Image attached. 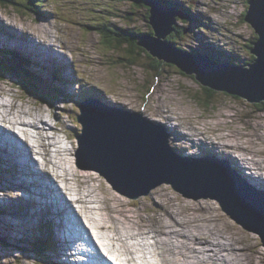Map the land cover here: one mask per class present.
<instances>
[{
	"label": "rangeland",
	"instance_id": "obj_1",
	"mask_svg": "<svg viewBox=\"0 0 264 264\" xmlns=\"http://www.w3.org/2000/svg\"><path fill=\"white\" fill-rule=\"evenodd\" d=\"M172 1L181 3L183 6H186L187 3L190 2L193 5L190 10L191 15H197L199 18V22H197V20L191 21L189 17H186L189 20H186L188 23L184 22L182 19L176 21L178 28L185 26L190 27L191 30L180 38L181 44L187 45L190 48H196L198 53H203V50L207 52V42L213 40L212 38L215 37L214 41L222 45L225 50H227V48L230 49L229 51L238 60L248 59L246 46H248L250 40L253 41L256 33L248 23L239 21L243 14H245L244 16L246 18L248 12L247 0ZM92 4L96 6L92 7ZM14 7L15 6L9 5H3V7H1L0 5V16L8 18L16 27L17 25L25 27L28 31L30 29L42 36H46L47 33L53 35L52 30L54 29L53 31L57 33L58 37L73 51L81 69L89 75V79H80L77 76H70V78L64 77V80L67 81L63 86L65 92H76L82 94V96H87L94 93L106 95L108 91L109 95H113L112 99L114 102L120 104L121 107L130 109L133 112H141L142 115L150 120L159 121V119H166L169 115H177L185 122L195 125L198 131L208 130L209 137L214 138L215 141H221V144L224 141L230 143H227V145L234 144L236 149L238 148L243 153H246L248 158L254 159L253 163H251L256 166V169L260 170L257 162L264 168V105L256 106L253 101H249L243 96L233 95L220 89L212 90V94L206 100L209 102L204 105V98L206 96L205 90L198 88V82L195 78L184 74L179 66L167 65V63H165L161 72L157 73L151 69L141 67L138 63H130L128 62V58L124 55L125 51L122 48H113L105 45L101 41L100 35L96 32L95 28L85 27L87 24L93 25L98 23L101 25H103V23H108L120 26L121 22H123L120 18L127 17L131 22V27L137 28L141 32H147L149 30L147 21L141 20L139 17V12L142 11V8H139V11H133L129 0H32L29 7L30 13H25ZM88 9H93V11H89ZM38 11H43L46 14L43 20H41L42 18L39 14H36ZM50 11L54 14V17L50 14ZM57 11L59 14H57ZM2 22H5L3 18ZM201 24H206L204 33L197 30L199 29L198 26ZM212 26H214L215 29H213ZM22 27L17 28L21 29ZM216 28L221 31V34H219ZM43 29L49 32L42 33ZM200 30L202 29L200 28ZM154 37L158 36L154 35ZM51 39H53V37H51ZM162 39L163 38L160 37V40ZM34 51V56L36 57V50ZM138 52L140 53L139 50ZM120 54L122 56H120ZM28 55H30L31 58L34 57L30 53H28ZM212 55L215 54L212 53ZM24 56L26 55L24 54ZM4 59L6 60L5 57ZM61 59L62 58H60V60ZM138 62L146 65V61L143 58L138 59ZM44 63L46 64L47 62ZM30 65H28L27 68L35 72L34 74L39 76L44 83H53L57 86L52 80L50 70L46 73L42 71V69L34 68L38 70L36 71L31 69ZM43 74H47V76L45 77ZM6 76L0 74V91L6 93L0 96V101H12L15 107L17 106L16 108L22 111L23 116L21 119L24 118L23 120H25L28 125L30 122L27 120L33 121L35 118L39 120L40 118L38 117L47 121L50 127L47 128L48 130L45 131L44 134H52L50 135L51 138L47 139V141L53 142V145L50 147V162L48 166L54 164V168H58V171H61L62 168H66L69 178L72 173L76 172L75 176H78L81 185H84L82 187L84 193H87V189L94 192L92 197L89 195L90 198L88 201H90V204H86L87 208L83 207L95 215L94 217L100 219L105 213L101 208L105 206L102 200L103 198L105 201H109L110 204L113 205L112 207L115 211H117L112 212V214H118L120 220H124L125 217H128L129 221L132 222L128 224V226H132V228H134V221L140 222L142 229L149 227L154 228L156 226L155 220L157 216L161 215L168 217L170 212L178 215V218L185 217L186 215L194 217L197 220L210 218V224L216 227V229L223 228V231L226 230L228 233L232 231L234 233L233 236H228L230 239L244 238V243L250 246L255 245L258 249L256 255L259 261L257 260V262L259 264H264V245L256 233L248 230V228L252 229L253 227H244L241 225L244 224L242 221L241 224L234 221V219L222 210L213 195L201 192L203 189L192 191L187 188L189 185H185L183 189H185L187 193H182L174 189L171 183L162 182L160 185L150 189L148 193L140 194L133 198L129 193L124 194L118 192L114 188L112 189V186L110 184V186L108 185L104 177L99 174L98 171L87 168L88 164H77L75 156L77 139L75 138V134L80 132V125L75 118L76 112L79 111L77 102L71 99L66 100L64 98L65 95L63 97L61 96L57 103L47 99L43 101L39 99L35 100L37 99L35 96L39 97L38 90L33 92L30 91L31 94L28 91L30 88H27L23 83H18V81L21 82L19 78H17V80L9 79L10 76ZM83 86L88 89H83ZM24 90L30 95L26 94ZM33 94L35 96H32ZM28 108L29 116L25 115L23 112ZM30 108H35L34 113ZM88 108L90 107H86L84 110H86V112L91 111ZM19 109L15 113L17 116H20L18 112ZM37 109L38 111H36ZM45 110L50 112H46ZM38 112L40 114H38ZM46 114H51L52 118L49 117L47 120ZM162 116H164V118ZM57 117L62 120V124L58 123ZM168 120L173 121L174 119ZM37 124L43 126L42 123ZM57 128L59 132L52 133V131H56ZM21 129L24 130L26 128L22 127ZM185 137L189 138L188 136ZM193 137L197 139L199 136ZM27 139L31 146L36 147L40 135L36 137L35 134L30 138L27 137ZM169 142L173 149L174 144L172 140L170 139ZM181 145L184 149L192 150L195 144L191 143L187 144V146L181 143ZM200 145L203 147V150L215 151L214 145L212 148H209L205 143H201ZM33 149L36 150L35 148ZM203 150L200 152H203ZM219 150H217V154L224 155L223 152L230 153V150L221 151L220 148ZM222 155L217 156V158H225ZM19 160L21 162H18ZM140 161L142 164H147L146 157L140 158ZM171 161L173 163L175 162L173 159ZM39 162L40 165L44 164L45 159L43 156H41ZM232 162L236 164L238 168L240 167L239 161L232 158ZM164 163L166 169L165 173H167V171L171 170L169 168L170 163L165 161ZM176 165L182 167L179 163ZM16 167L20 171L24 170L25 166H23L22 159L12 157L8 153L0 155V204L3 205L6 213L13 214L16 213L14 209L18 211L24 208L27 202V200L24 199V191L20 193L21 198H18L14 190V176L10 174ZM186 169H188L187 165ZM243 169L247 174L251 175V169ZM69 171H71V173H69ZM170 173L172 177L175 175L172 170ZM239 177H241V175H239ZM17 178L22 180L23 177L17 174ZM182 178L187 177L182 176ZM259 183L263 184L264 181L260 180ZM249 185L253 186L252 183ZM70 186V191L74 193L77 187L74 184ZM183 198L185 199L183 200ZM6 202L7 204H5ZM155 203L163 204L165 207L170 208L180 205L179 207L182 209L180 211L178 209L172 211L166 208L165 213H161L163 211L157 208ZM243 203L247 205L246 201ZM105 207L107 208L105 211L110 212L107 203ZM1 221L3 224L6 223V221ZM11 228L17 227L12 224ZM37 233L40 235L42 230H39ZM5 238H10L9 234H7ZM242 245V243H237V246ZM1 251L2 248H0V252ZM146 251L148 257L152 259L150 253H148L149 249H146ZM1 257L0 253V264H14L17 261ZM49 257H52L48 259L49 263L52 264L54 260L53 254H51V256L48 255V258ZM27 258L28 260H26ZM26 259H19L18 261L21 263L15 264H32L35 258L31 255H27Z\"/></svg>",
	"mask_w": 264,
	"mask_h": 264
},
{
	"label": "bare ground",
	"instance_id": "obj_2",
	"mask_svg": "<svg viewBox=\"0 0 264 264\" xmlns=\"http://www.w3.org/2000/svg\"><path fill=\"white\" fill-rule=\"evenodd\" d=\"M177 9L181 10L180 7ZM174 16L176 21L178 14ZM14 25L13 23L7 25L5 22H2L0 16V55L4 56L6 60L7 49L5 47H15L33 56L35 55L34 50H36V55H40V59H38L39 61L36 60L31 63L33 68L41 69L43 67H49L50 64L44 63L46 62L43 61L44 57H51V61H56L58 64L61 63L64 57L58 51L54 50L52 43L45 44V41L33 43L32 35L27 28L22 27L20 29ZM45 32H47V30L43 29L42 33ZM35 58L34 56V59ZM60 58L62 59L60 60ZM18 61L17 58L13 60V62ZM62 67L65 68L66 65L62 64ZM61 85L62 83H59V86ZM4 94H6L4 91H0V96ZM65 96L74 100L72 92H67ZM16 107L10 100L9 102L0 101V155L8 153L12 157H20L23 159V166H25L24 171L33 175L38 180L31 186H40L43 195L46 196L45 199H47V202L42 196L34 197L30 200L27 208H21L19 211L14 209L16 213L19 212L18 216L21 217L22 220L21 224L17 225L20 228L16 225L17 228H11L12 220L14 221V214L6 213L2 204H0V218L6 221L10 229L16 230V232H22L21 238L25 240H21V242H26L31 239V237L26 239L27 236L25 233L27 230H33L35 228V220L40 223L42 230L47 218L50 220L54 219L55 221L58 220L61 230H55L54 232L60 235L62 241L55 249H52L53 251L49 254L50 256L51 254L54 256L52 264H113V262L109 260L110 257H107V255L113 257L112 259L116 264H153L145 257L146 249H149L155 255L158 264H259L257 262L258 256L256 255L258 249L255 245L250 246L244 243V238L230 239L228 236H233L234 233L232 231L231 233H228L226 230L223 231V228L216 229V227L210 224V218L197 220L187 215L178 218V215L170 212L168 217L158 215L156 219L155 216L156 226L154 228L149 227L142 229L141 223L135 221L133 222L134 228H132V226H128V224L132 223L129 221L128 217H125L124 220H120L118 214H112V212H117L112 207L113 205L102 198L105 206L107 203V206L110 208V212L105 211L107 209L105 206L101 207L105 213L100 219H97L94 217L95 215L83 208H87L86 204L90 202L88 199L92 197L94 192L87 189V193H84L82 190L84 185H81L79 177L75 176L76 172L72 173L69 178L66 168H60L61 171H58V168H54V164L51 168L48 166L50 162V147L53 145V142L47 141V139L51 138L50 135L52 134L44 133L48 130L47 128H49L50 125L41 117H38L40 118L39 120H36V118L33 121L27 120L30 124H26V121L23 120L24 118L21 119L23 116L22 111ZM18 109L20 116L15 114ZM34 109L35 108H30L33 113ZM36 111H38V109ZM45 111L50 112L47 110ZM83 111L85 112L84 109ZM23 112L25 115L29 116V108ZM38 114L40 113L38 112ZM46 115L47 120L52 116L51 114ZM166 119L173 120L175 118L169 115ZM37 123H42L43 126ZM22 127L26 129L23 130L21 129ZM31 128L35 131H30ZM16 129H18V131ZM57 132H59L58 128L56 131H52V133ZM35 134L36 137L40 135V139L37 140L38 144H36V147H33L29 144L27 137L30 138ZM181 140L182 144L185 145L194 143L191 142L190 137L187 138L184 135ZM214 141L215 140H211L212 146L209 148H212L214 145L216 152H213H215L214 158L216 160H220L217 156L222 155L217 154V150L220 148L221 151L230 150V153L223 152L224 155L222 156L225 158L231 156L236 161H239L240 168L249 165V162L253 163L254 159L250 157L249 159L246 153H243L238 148L236 149L234 144L227 145L228 142L225 141L222 142V144L220 143L221 141H215L216 143ZM194 144L192 150L184 149L183 147L182 149L192 154H197L199 151L203 150L200 144ZM33 148L39 149V151H37L38 154H42L45 159L42 167H34L36 162L32 158V153L34 152ZM139 157L143 158L145 155L141 154L135 158ZM173 160L176 163H181V161L176 159ZM257 164H259L260 170L257 169V175H254V177L256 181L259 182L263 180L264 175L262 173L264 172V168L261 167L259 162H257ZM17 169L16 167L15 170ZM187 172V180H185V178L177 180L180 186L184 187L185 185H189L187 188L192 191H198L197 189L208 191L209 189L217 193L224 200L226 207L244 223L239 224L244 227H253L259 233L260 231H264V203L257 200L259 198H256L250 191L246 190L244 187H240L244 190L243 192L246 191L249 194L250 197H248L244 195L243 192L241 193L238 188L234 190L228 183L221 182L220 175L216 171L212 172L209 176L200 175L198 177L197 168H195L193 172L189 170ZM69 173H71V171H69ZM22 179L24 180V178ZM188 180L191 181L187 182ZM71 184L77 187L74 194L70 192ZM20 192V190L17 192L18 198H21ZM236 192L239 195L236 194ZM184 199L185 198H183V200ZM246 200L247 206L243 204ZM218 203L220 205L219 201ZM5 204H7V202ZM155 204L157 208L163 211H160L161 213H165L166 208L172 211L176 209L180 211L182 209L179 207L180 205L178 203V207L173 206L172 208L165 207L163 204L161 205L159 203ZM253 207L260 208L262 211L259 210L262 213L260 214L257 212L254 214L251 209ZM43 231L46 233L45 230ZM138 237H142L144 240H139L137 239ZM136 239L137 242H134ZM237 243H242L243 245L237 246ZM50 258L52 257L48 259ZM19 259L20 258H15L14 261L17 260L15 263H21L18 261ZM32 264L39 263L34 260ZM43 264L51 263L47 260Z\"/></svg>",
	"mask_w": 264,
	"mask_h": 264
},
{
	"label": "water",
	"instance_id": "obj_3",
	"mask_svg": "<svg viewBox=\"0 0 264 264\" xmlns=\"http://www.w3.org/2000/svg\"><path fill=\"white\" fill-rule=\"evenodd\" d=\"M249 5L245 19L258 34L256 41L253 42L255 47L251 49L257 55V59L250 69H220L211 65L208 57L201 56L198 59L189 56L163 39L160 40L161 36L164 37L171 30L172 23H176L174 15L185 13L182 9L176 8L169 15L168 11H163L155 5L149 20L158 37L145 36L142 44L155 56L174 62L184 73L195 74L200 82L210 88L243 96L249 101H260L264 99V0H251ZM158 29L160 36L157 33ZM220 66L230 65L225 63ZM24 92L28 94L25 90ZM89 110L91 111L84 112L82 109L78 117L81 129L76 134L78 143L75 153L76 163L88 164V169L98 171L115 190L124 194L129 193L134 198L148 193L162 182H169L174 189L187 193L184 187L178 185L177 180L184 179L181 176L187 177V171L193 172L195 168L198 170L197 177L209 176L216 171L220 175L221 182L228 183L234 190L239 189L238 183L225 170L208 165H196L188 169L174 167L170 160L171 154L166 145L167 134L163 126L154 123L141 112H133L117 106L105 108L97 106ZM141 154L147 158V164H142L140 157L135 158ZM164 161L169 162V168L174 170L173 177L171 170L165 173ZM189 181L191 180L187 182ZM203 192L213 195L227 215L234 221L242 223L240 218L226 207L220 195L212 194L209 189ZM248 230L260 234L264 240L262 233L264 231L259 233L254 228Z\"/></svg>",
	"mask_w": 264,
	"mask_h": 264
},
{
	"label": "trees",
	"instance_id": "obj_4",
	"mask_svg": "<svg viewBox=\"0 0 264 264\" xmlns=\"http://www.w3.org/2000/svg\"><path fill=\"white\" fill-rule=\"evenodd\" d=\"M142 1L143 0H129L130 5H131V9L133 11H136V10L139 11V8L140 9L142 8V11L139 12V17L141 20L147 21V25L149 27V30L147 32H141L137 28L131 27V22H130V20L127 19V17H125V18L121 17L120 18L123 20V22H121L120 26H117L115 24H111V25L109 24L104 29H102L99 26H97V24L96 25L93 24V25H91V28H95L96 32L100 35L101 41L105 45L113 47V48H122L125 51L124 55L128 58V62L135 63V64L138 63L141 67H144L146 69H151L152 71L159 73V72H161L165 63H167V65H175V64L171 60H168L165 58H159L158 56H155L154 54H152L149 51V49L147 47H145L142 44L144 41L143 38L145 36L147 37V36L156 35L155 29L150 24L149 13L143 8V6L138 5V2L143 3ZM160 1L165 6L178 5V7L183 9L186 14L192 16L193 20H197V21L199 20L197 15H194V14L191 15L190 10H191L193 5L190 2L187 3L186 6H183V4L175 3L172 0H160ZM250 1L251 0H247L248 8H249V2ZM0 5H1V7H3V5L4 6H8V5L9 6H15L14 8H16L17 10L23 11L25 13H29L30 3L28 2V0L27 1L26 0H0ZM95 6H96L95 4H92V7H95ZM55 10H57V9H55ZM88 10L93 11V9H88ZM57 14H59L58 11H57ZM108 14H109V12H108ZM244 15L245 14H243V16L241 15L242 17H240L239 21L240 22L245 21L247 23ZM176 21H179V19L177 18ZM86 26H90V24H87ZM173 26L175 27V29L172 32L166 33V35L163 37V40L165 42L169 43L170 45L173 44L175 47H178V49L180 48L183 50V47L180 43V38L185 35L183 28H181V27H180L181 29L178 28L176 26V24H173ZM257 35L258 34L256 33V36H254L253 41L250 40L248 46H246L247 47L246 53L248 54L247 62H250L252 60L254 61L255 59H257V55L254 54L251 50L252 48L255 47L253 42L256 41ZM138 50L140 51V53L138 52ZM194 51L196 52V49L193 50V52ZM120 56H122V55L120 54ZM140 58L145 59L146 65L143 63L140 64L138 62V59H140ZM241 62H243V61H241ZM19 71L20 70H15V68H13L11 66H7L6 64H4V62H2L0 60V74H2L4 76H6V75L10 76L9 79H16L17 80V78H19L21 80V82L18 81V83H23V84H25V86L27 88H30L29 90L27 89L29 92L30 91H32V92L37 91V89L28 80L23 78V75ZM184 74H186V73H184ZM187 75H189V74H187ZM191 76L193 77L192 74H191ZM23 79H25L26 81ZM197 87L205 90L206 96L204 98L203 104L206 105L207 102H209L206 100L210 97V95L212 94V90L214 91L215 88L214 89L210 88V87L204 85L202 82H198ZM253 103L256 106H263L264 105V99H261L260 101H255Z\"/></svg>",
	"mask_w": 264,
	"mask_h": 264
},
{
	"label": "clouds",
	"instance_id": "obj_5",
	"mask_svg": "<svg viewBox=\"0 0 264 264\" xmlns=\"http://www.w3.org/2000/svg\"><path fill=\"white\" fill-rule=\"evenodd\" d=\"M198 22H199V20H198ZM200 28H202V27L200 26Z\"/></svg>",
	"mask_w": 264,
	"mask_h": 264
}]
</instances>
